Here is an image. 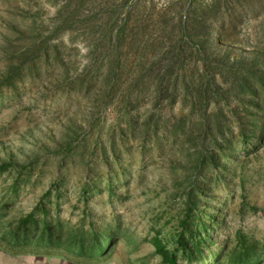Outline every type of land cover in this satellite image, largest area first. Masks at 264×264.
<instances>
[{
    "label": "rangeland",
    "instance_id": "rangeland-1",
    "mask_svg": "<svg viewBox=\"0 0 264 264\" xmlns=\"http://www.w3.org/2000/svg\"><path fill=\"white\" fill-rule=\"evenodd\" d=\"M220 3L0 0V232L58 185L49 219L124 235L101 264H162L196 189L211 249L260 247L264 0Z\"/></svg>",
    "mask_w": 264,
    "mask_h": 264
},
{
    "label": "trees",
    "instance_id": "trees-1",
    "mask_svg": "<svg viewBox=\"0 0 264 264\" xmlns=\"http://www.w3.org/2000/svg\"><path fill=\"white\" fill-rule=\"evenodd\" d=\"M188 2L187 10L191 11L195 0ZM220 2L221 0H209L203 11L216 16ZM202 59L205 62V59ZM209 85H212L211 82L207 87ZM208 159L214 162V154ZM8 169L9 165H0V173ZM16 191L17 187L13 186L5 201L0 204V220L6 218L7 210L13 202L11 198L16 197ZM200 193L196 189L191 191V200L179 220V233L176 237L164 241L159 236L160 232H157L146 241L154 246L162 264H177L179 258H182L185 264H264V241L257 248L248 244L244 238L238 237L230 249V242L218 246L215 250L211 249L213 243L207 234L208 226L196 208V199ZM53 194L59 196L58 185H52L42 196V201L25 216L13 221H4L3 231L0 232V247L13 254L29 250L43 255L66 254L80 264H101L107 261L110 258L111 246L122 236L118 229L111 232L94 229L84 231L67 228L58 220L49 219L47 204H50ZM45 199L47 204H44Z\"/></svg>",
    "mask_w": 264,
    "mask_h": 264
},
{
    "label": "crops",
    "instance_id": "crops-1",
    "mask_svg": "<svg viewBox=\"0 0 264 264\" xmlns=\"http://www.w3.org/2000/svg\"><path fill=\"white\" fill-rule=\"evenodd\" d=\"M56 257V254L43 255L30 250L13 254L0 247V264H51V260H56Z\"/></svg>",
    "mask_w": 264,
    "mask_h": 264
}]
</instances>
